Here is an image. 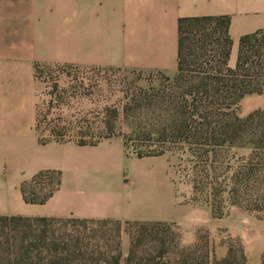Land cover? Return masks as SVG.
I'll return each mask as SVG.
<instances>
[{"label": "crops", "instance_id": "crops-1", "mask_svg": "<svg viewBox=\"0 0 264 264\" xmlns=\"http://www.w3.org/2000/svg\"><path fill=\"white\" fill-rule=\"evenodd\" d=\"M227 16L235 66L240 39L264 30V0H0V215L172 222L165 155H127L122 139L41 144L36 65L160 71L174 76L181 18ZM257 110L264 96L250 97ZM59 171L58 190L26 203L22 184ZM228 229L250 264H262L264 219Z\"/></svg>", "mask_w": 264, "mask_h": 264}, {"label": "trees", "instance_id": "trees-1", "mask_svg": "<svg viewBox=\"0 0 264 264\" xmlns=\"http://www.w3.org/2000/svg\"><path fill=\"white\" fill-rule=\"evenodd\" d=\"M229 24L227 16L179 20L177 71L152 88L146 111L138 101L130 105L131 116L138 120L132 134L118 132L116 122H92L84 135L72 137L71 131H82L81 123L44 119L49 126L44 137L37 113L39 142L95 145L118 133L125 151L132 148L136 157L176 156L192 201L209 205L214 218L239 208L264 219V109L239 114L245 97L264 96V30L240 39L236 64L230 66ZM143 114H151L152 122H143ZM60 182L59 171L38 172L22 184L24 201L46 202ZM32 184L35 188L28 190ZM123 225L130 234L125 257ZM0 264L249 263L240 243L231 240L226 255L217 258L208 235L185 245L172 223L0 215Z\"/></svg>", "mask_w": 264, "mask_h": 264}, {"label": "rangeland", "instance_id": "rangeland-1", "mask_svg": "<svg viewBox=\"0 0 264 264\" xmlns=\"http://www.w3.org/2000/svg\"><path fill=\"white\" fill-rule=\"evenodd\" d=\"M166 76L168 75L160 71L41 65L35 71L39 84L37 108L39 119L53 124L72 123L74 126L76 123H81L82 134L75 129L69 134L72 137L84 135L92 122H116L118 132L123 135L132 134L134 123L138 120L131 116L130 105L138 101L137 103L140 102L138 105L146 111L152 102V88H159L164 84ZM251 96L245 97L240 103L239 114L242 117L257 110L254 102L250 100ZM141 119L143 122L147 120L152 122V115L143 114ZM46 123H43L40 131L44 137L49 134L44 130L45 127H49ZM106 139L123 140V137L116 133ZM126 151L128 155L135 156L132 148ZM165 158L174 192L173 220L168 223L176 225L182 243L191 245L198 237L208 235L214 245L217 258L226 255L231 240L240 243L244 248L242 239L232 234L228 226L236 220L243 222L246 214L242 213L245 211L231 208L226 216L214 218L209 205L192 201L191 187L182 176L178 158L169 154H166ZM35 186V184L28 186V190ZM39 187H36V190ZM129 246V227L123 225L121 250L124 257L128 253Z\"/></svg>", "mask_w": 264, "mask_h": 264}]
</instances>
